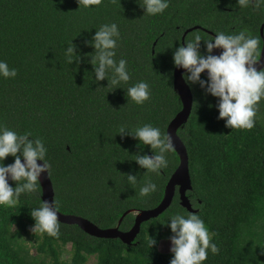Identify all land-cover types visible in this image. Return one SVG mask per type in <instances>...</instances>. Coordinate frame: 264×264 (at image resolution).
I'll return each instance as SVG.
<instances>
[{"label": "trees", "instance_id": "16d2710c", "mask_svg": "<svg viewBox=\"0 0 264 264\" xmlns=\"http://www.w3.org/2000/svg\"><path fill=\"white\" fill-rule=\"evenodd\" d=\"M78 7L77 0H0V59L17 69L15 78L0 77V124L44 142L59 213L109 229L129 210L158 206L179 165L177 153L171 151L159 175H144L146 169L132 155H153L150 146L119 132H133L148 123L166 132L181 111L173 88L172 57L184 32L199 26L227 34L236 28L260 37L264 8L254 18L251 14L257 9L252 4L241 8L237 0H170L169 8L156 16L144 15L137 0H102L88 9ZM112 22L120 32L115 59L127 61L131 77L114 90L107 80L95 82L92 65L84 59L94 51L85 42L102 24ZM195 34L202 37L203 53L209 39L200 29L184 41ZM72 40L79 63H69L65 55ZM201 78L206 79L203 74ZM139 81L148 82L151 89L143 105L126 96L127 88ZM190 89L192 111L177 131L189 158L192 189L186 194L220 249L217 254L209 250L203 264H264V100L251 130L230 129L217 118V99L198 85ZM12 162L11 156L4 161ZM129 173L137 176L136 184L128 182ZM149 180L157 184V191L141 197L139 189ZM41 196L39 186L36 192L22 193L14 206L0 205V264H86L91 256H96V264H169L172 254L159 250L161 240L171 235L165 223L171 215L190 212L181 206L176 191L170 207L142 223L131 244L95 238L63 223L59 238H54L31 231L35 222L30 212L40 206ZM135 217L125 215L119 231H129ZM149 237L157 240L152 248ZM67 245L71 249L64 261Z\"/></svg>", "mask_w": 264, "mask_h": 264}, {"label": "clouds", "instance_id": "9594fccd", "mask_svg": "<svg viewBox=\"0 0 264 264\" xmlns=\"http://www.w3.org/2000/svg\"><path fill=\"white\" fill-rule=\"evenodd\" d=\"M101 2L77 0L78 9H88ZM137 3L144 10V15L156 16L169 8L170 0H137ZM250 4L257 10L264 8V0H237L241 8ZM119 38L118 25L112 22L102 24L92 39L85 42L94 49L84 59L92 65L91 74H94L95 82L107 80V87L111 85L113 90L131 78L127 61L115 59ZM201 41V35L195 34L177 47L172 57L174 67L184 70L182 77L189 87L198 85L205 95L217 99V118L225 122L226 128L251 130L258 119L259 104L264 100V67L257 68L264 51L260 46L261 37L248 35L244 31L233 34L217 32L211 39L203 40V53L200 50ZM216 49L221 50L218 55L213 54ZM65 55L69 63L81 61L73 40L66 47ZM205 72L207 78L202 79ZM16 76L17 69L10 68L6 61L0 59V77L7 79ZM126 96L127 101L130 99L137 105H143L150 99V85L146 81H139L127 88ZM119 134H127L138 140L140 145L150 146L153 155H132L133 161L146 169L144 175L149 172L159 175V170L168 166L167 154L175 149L169 133L148 123L135 128L133 132L121 128ZM31 135L30 132L17 133L0 124V205L14 206L22 193L37 191L43 173L49 176L51 166L46 159L45 144L40 138L30 139ZM9 156L13 157V162L5 164ZM125 176L131 184L138 181L137 176L131 173ZM9 180L15 182V187L11 186ZM155 191L157 184L149 180L140 187L139 195L145 197ZM30 216L35 222L32 232L39 231L59 238L60 222L53 201L41 200L39 207L31 209ZM165 225L171 231L168 239L172 258L169 264H203L209 250L213 254L220 251L217 244L212 242L214 233L209 232L198 213L171 215ZM156 244L157 240L149 237V247Z\"/></svg>", "mask_w": 264, "mask_h": 264}, {"label": "water", "instance_id": "95a60500", "mask_svg": "<svg viewBox=\"0 0 264 264\" xmlns=\"http://www.w3.org/2000/svg\"><path fill=\"white\" fill-rule=\"evenodd\" d=\"M198 27L191 28L187 30L182 36V44H184V39L187 33L191 32L192 30H196ZM263 28L264 25L261 27V35L263 36ZM264 48V39H263V46ZM221 50L216 49L214 50L213 54H218ZM264 67V51H262L261 59L257 65V68ZM184 73L183 69L174 68L173 71V88L175 92L178 94L181 102H182V109L181 111L171 120L169 123L166 133H169L172 136L173 143L175 146L174 151L177 153L179 157V165L176 170L170 176L166 188L165 194L158 206L152 209H147L144 211L136 212L134 210L127 211L123 217L129 213L136 214L135 223L133 227L127 231L122 232L119 231L118 227L123 220V217L119 220L117 226L115 228L109 229H101L94 223L90 222L89 220L82 218L80 216L74 215H64L59 213L58 211V220L60 223L67 224V225H76L78 226L83 232L88 234L89 236L99 238V239H120L125 244H131L136 237L138 236L141 225L144 222H147L151 219H155L160 216L163 212H165L171 205L173 198L175 196L176 191L179 194L180 204L182 207L187 209L190 212H194L190 201L187 197V191L192 189V182H191V175L189 170V158L188 153L186 150L185 145L179 138L177 131L179 127H181L190 117L193 105V97L190 87L185 83L182 74ZM206 78L207 74L202 73ZM149 156L152 154L148 153ZM38 163H42L38 161ZM11 184L12 181L9 180ZM39 183L42 187V196L41 199L43 201H53L54 202V188L51 182V179L47 175V173H43L40 177ZM55 204V202H54Z\"/></svg>", "mask_w": 264, "mask_h": 264}, {"label": "rangeland", "instance_id": "374dc122", "mask_svg": "<svg viewBox=\"0 0 264 264\" xmlns=\"http://www.w3.org/2000/svg\"><path fill=\"white\" fill-rule=\"evenodd\" d=\"M210 20H213V19H210ZM195 27H198L200 28L199 26H195ZM191 29V28H190ZM189 30V29H188ZM207 33H210V31H206ZM169 235H165L164 239L161 240L160 244H159V250L162 252V253H167V252H170V241H169ZM71 249V246L70 245H67L64 247V250L66 251L64 256H63V260L64 261H68V258H69V251ZM30 252L31 254H35V251L33 248H30ZM97 263V258L96 256H91L88 258V261L86 264H96Z\"/></svg>", "mask_w": 264, "mask_h": 264}, {"label": "flooded vegetation", "instance_id": "af4514ba", "mask_svg": "<svg viewBox=\"0 0 264 264\" xmlns=\"http://www.w3.org/2000/svg\"><path fill=\"white\" fill-rule=\"evenodd\" d=\"M224 10H228V11H230L229 9H224ZM260 14H261V12L259 11V10H257V11H254L252 14H251V16L252 17H254V18H258V17H260ZM262 25H264V22L260 25V27H259V33H260V37H261V39H264V37H262V35H261V27H262ZM196 29H200L201 31H203L204 33H206V37L204 38V39H211V37L212 36H214L215 35V33L216 32H212V31H210V33H207L206 31H208V30H206V29H204V28H196ZM188 30V29H187ZM186 30V31H187ZM185 31V32H186ZM192 31H194V30H192ZM191 31V32H192ZM184 32V33H185ZM191 32H189V33H191ZM189 33H187L186 34V36L189 34ZM233 33H239L238 31H236V28H232L227 34H233ZM186 36H185V38H186ZM263 36H264V28H263ZM219 54V53H218ZM217 54V55H218Z\"/></svg>", "mask_w": 264, "mask_h": 264}]
</instances>
